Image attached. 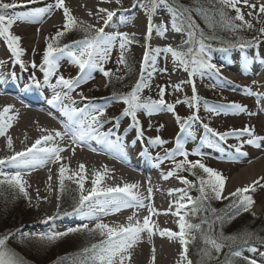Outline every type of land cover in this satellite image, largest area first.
<instances>
[{
	"label": "snow or ice",
	"instance_id": "6c2138e0",
	"mask_svg": "<svg viewBox=\"0 0 264 264\" xmlns=\"http://www.w3.org/2000/svg\"><path fill=\"white\" fill-rule=\"evenodd\" d=\"M28 3H36L37 0H27ZM120 3V0H116ZM140 6L148 13V32L151 34L153 28L156 29L157 33L163 36L167 31V26L164 22L159 25L152 23V17L156 14L157 9L161 6L167 8L171 15V28L177 33H185L186 39L182 40L181 45L173 47L167 45L163 48H156L154 50L146 51L144 64L147 65L149 61L155 65V55L151 52L159 54L161 52L168 54L170 53L174 61L178 62L185 71L189 72L190 76H196L199 74L201 77L206 71L220 72V68L211 62V57L207 55V49L209 45L207 41L218 39L215 35L216 29L219 27L222 30H229L236 32L242 28L252 29L253 24L250 20L245 19V15L241 12V8L238 4L242 2L243 5L247 6L250 11L247 13L248 16L258 18L260 14H264V3H259L258 12L252 11L257 9V4L250 3L249 0H208L210 7H205L200 3V0H195L193 7L180 5L177 0H147V2H141ZM15 2L5 3L4 0H0V37H3L7 41L9 49L12 51L17 63L23 66L24 62L21 59L23 49L20 47V38L11 33L10 29L17 20H31L33 22L39 21L47 13H50L53 8L63 9L65 16L64 27L61 31H58L56 35L50 38L47 43L46 49L43 53L42 62L40 64V71L43 72V83L35 78V74L30 78L37 88H41L44 85L53 89V96L48 100L50 105L56 106L62 116L65 118L62 123L64 124L65 132L55 131V134L49 133L42 135L35 141L30 147L23 151L15 152L13 155L0 158V168L10 166L16 169L33 168L37 165H44L48 162H58L62 159L61 152L63 148L55 144L56 137L63 138L65 135H70L74 144H83L89 139H93L98 143L105 146L108 152L119 153L122 151V144L119 137L116 140L111 139V130L109 132H101L99 129L101 125V117L106 114V109L97 108L91 101L84 105V107H76V101L72 99L70 93L77 89L80 84L86 83L87 80L92 79V73L94 70L99 69L101 73L109 78L111 82L113 73L110 69L104 68V63L110 58V52L115 42L119 40V47L121 49V56L119 63L126 64L124 58V50L126 45L130 43V36L128 33L116 32L113 34L106 33L103 27L96 28L94 25H87L83 21L77 20L72 14L68 7L65 5V0H55L54 5H48L46 8L34 9L32 12L27 13H13L8 14L7 10L15 9L19 7ZM227 9H233L235 16L229 15ZM100 12L106 13L105 24L112 20L115 15V11H109L108 9L101 8ZM193 13L200 16L207 28L211 30V34H208L204 29L200 28V25L196 23ZM91 14V13H90ZM217 16L219 19H217ZM239 21L240 23H237ZM75 28H79L85 32L83 39L74 41L72 44H66L62 47L59 45V39L68 31ZM259 32L264 35V27L259 29ZM257 42V37H253L251 40H243L231 45L233 47H239L241 49L252 46ZM67 57L70 62L77 65L80 70V74L77 78H65L62 74H57L59 69V62L62 58ZM32 67L35 68L36 64L33 61ZM13 78H15L14 74ZM55 77V84L51 83L52 78ZM116 79H122V77H116ZM193 83V100L195 104L190 102V107L199 109V97L195 95V81ZM146 86L143 75L138 80L132 90L128 93L115 94L116 98L122 101L126 107L123 110L122 115L130 116L134 125L138 127V133L142 135V129H139V121L137 118V111L144 109L149 113L158 111L167 107L169 111H174V105L167 104L163 99L164 89L160 90L159 100H142L140 96L141 90ZM26 87H28L26 85ZM61 89V90H57ZM249 94H253L251 89H246ZM259 95L258 93H256ZM82 100H87V97L83 96V93H79ZM65 100L70 101L69 104L64 103ZM13 106H5L0 111V136H4L8 128L11 127V121L15 118L14 115H6L10 112ZM206 111L214 114H220L221 112H240L244 111V106L235 102L228 105H214L209 106L205 101ZM119 118H117L118 121ZM177 122L182 131L190 132L192 122L199 120L198 115H192L186 119H181L179 115L176 116ZM203 128L219 137L220 140H225L228 136H239L247 134L250 139L245 141L248 144L259 146V142L264 140V137L256 136L254 131L250 127H245L242 130H232L229 132L220 133L215 129H212L209 124L203 123ZM47 131V130H45ZM151 143L163 145L166 143L160 136L154 139L150 138ZM45 146H41V145ZM7 146L12 148V138L9 136L7 139ZM75 149H73V152ZM235 152L240 155H246L241 151L240 146H235ZM193 154L203 155L202 153L195 152ZM189 153L184 149V144L180 139H177L176 148L168 151L165 154L164 159H172L175 163V170H181L188 168V170L202 169L204 173H207V179L199 177L200 184L198 191L200 196L193 199L188 196L187 189H170L169 192L182 193L180 200L175 201L176 212L175 215L179 216L178 225L179 231H171L169 229L160 230V235H167L170 238H178L181 245L182 251L181 264H213L218 261L219 257L224 248H228V253L225 254L223 264H236V261L243 260L246 264H257V261L244 257L238 250H233L234 245H253L254 243L264 244V237L257 235L251 231H244L242 233L225 236L223 233V224L225 217L215 215L216 210L211 209L215 215V219L211 222L202 220L201 223H192L191 216H196L200 210V206L208 201L210 198L217 200L226 199L227 197L222 196V191L226 184V177L222 173L205 166L199 160L189 161ZM176 156H183L184 159L175 161ZM159 159V158H158ZM158 166V165H157ZM84 165H80V172H74L66 175L69 171L68 167L64 164H60L59 167V185L61 192L65 189V180L73 181L79 186L80 194L77 200L74 202V206L71 212H64L63 215H77L81 219L88 222L96 221L92 228H89L88 223H83L77 227H70L64 232H51L47 235H41V240L53 241L62 236L68 235L74 232L88 231L89 233L98 232L103 239L91 247H86L73 259L72 264H130L131 250L133 246L141 239V234L147 231L149 237L153 234L155 222L151 221V216L154 214V209L151 204L145 205V199H151L152 188L147 189L148 196L143 197L138 192L133 191L137 188L135 184H125L123 187H108L102 188L99 185L103 180V175L97 171L95 172V178L93 179V188L84 194V177L80 175L84 171ZM175 171H169L163 178L168 179L173 176ZM196 173L193 172V175ZM0 186L7 185L11 189L17 190L19 194L24 197H28L26 182L23 180L21 172L16 171L14 174L9 175L7 173L0 172ZM79 176V179L76 177ZM182 183L188 186V189L196 187V185L184 177H178ZM51 179V177H49ZM264 177L259 178L257 181H253L251 185L237 188L234 192L229 193V196L233 198L230 208H236L235 215L240 214L242 209L245 212L251 210L253 200L247 193L249 189H252L255 185L259 184ZM187 196L186 203L181 202ZM188 205H192L189 211H185L181 215V209H185ZM147 206L149 215L143 218V222L135 220V213L129 216L127 224H118L115 226L104 223L101 220V216H107L111 213H118L121 209L139 207L144 208ZM59 211L57 216H59ZM253 215H255L253 213ZM188 217V219H186ZM56 217H46L45 223L48 220H54ZM234 216L227 217V219H233ZM219 222L221 230L217 233L214 231V226ZM207 224L208 227L205 229L203 225ZM197 233L199 238L203 241V247L198 250L200 259L193 261L189 256V249L197 239ZM12 235L9 233L4 236H0V264H24L21 257L10 249L7 245V240ZM254 251L255 248L253 247ZM153 264L155 261V250L153 249L152 255Z\"/></svg>",
	"mask_w": 264,
	"mask_h": 264
},
{
	"label": "rangeland",
	"instance_id": "374dc122",
	"mask_svg": "<svg viewBox=\"0 0 264 264\" xmlns=\"http://www.w3.org/2000/svg\"><path fill=\"white\" fill-rule=\"evenodd\" d=\"M141 2L146 3L147 0H141ZM6 3L12 2L6 1ZM177 3L193 7L195 0H177ZM200 3L205 7H210L208 0H200ZM54 4L55 0H44L31 7H17L15 9L7 10V12L10 15L13 13H27L32 12L34 9L46 8L48 5ZM163 8L165 9L164 11H166L165 17L157 16L156 18H162L160 22H164L166 26L171 28V15L167 8ZM227 11L229 12V15L235 16V11L233 9H227ZM241 12L245 15L246 20L252 22L253 28L248 29L245 27L236 32H232L229 30H222L218 27L215 32L218 39L211 41L218 47L215 49H207V55L211 57V62L220 68L219 73H216L215 71H206L203 77L199 74L193 77L190 76L189 72L185 71L178 62L174 61L170 53L165 54L161 52L155 54L154 52H151L152 55H155V65L153 67L151 61H149L147 65L155 70V74L144 76L143 74L146 65L144 64V59H142V56L139 55L138 52L149 51L147 48L151 47L150 40L148 39L147 42H145V40L142 39L143 36L141 34H131L129 30L107 27L105 29L106 33L113 34L121 32L136 35L140 37V39L137 40L140 43L130 39L131 42L126 45V49L123 53L126 64H121L118 62L121 56V49L119 47V40H117L111 49L110 58L103 65L106 70L110 69L113 73L111 82H109L108 77H105L101 71L97 69L93 71L92 79L87 80L86 83L82 82L80 86L74 90L77 91L78 94L82 92L83 96L87 97V100L96 96L99 98L102 95L114 96L103 101H91L97 106V108L106 109V114L101 117L102 126L99 130L103 127L105 131L111 130V132L119 133L114 136L119 137L120 135L125 141L130 143L136 136H141L140 139H143L147 142V146L149 145L151 147L150 149L153 152L154 160L163 161V169H167V171H175L173 177L174 181L180 182L184 186L183 189L188 190V196H191L193 199L200 196V192L198 191L200 184L199 177H203L206 180L208 174L204 173L203 170L198 167L191 171L188 170L187 167L181 170H175L174 161L172 159H164L165 154L168 151L176 148L177 139L181 140L184 144V149L189 153L187 157L189 161L199 160L205 164V166L222 173L223 176L226 177V182L231 175L238 172L241 167L247 166L251 161L254 162L257 157L264 153L261 152L259 155L255 154L258 152L260 145L264 144V140L259 142V146L248 144L245 141L250 139V137L247 134H242L239 136H228L222 141L219 137L207 132L202 126L203 123H207L212 129H215L220 133L232 130H242L247 126L253 129L256 136L264 137V79H258L261 76V73H264V35L259 32V29L264 27V14H260L258 18H253L248 17L246 12L244 13L243 8H241ZM255 12L256 11H254V13ZM50 13L55 14L60 21L64 16L63 9L59 8H53ZM71 14L77 18V20L83 21L87 25H91L89 22H86V20L76 16L72 11ZM193 16L200 18L199 21L196 20V23H198L200 28L204 29L206 33L211 34V30L207 28L204 20L195 13H193ZM217 19H219L218 16ZM29 22L33 21L24 20L21 22H15L11 28L31 25ZM237 23L240 22L237 21ZM63 27L64 26L62 25L58 30L52 31L45 39L43 34L36 35L34 41H28L26 38V36H33L31 31H29V34H25L26 36L21 32L22 35L20 36L21 39H23L21 40L23 43L19 41V44H23L27 49L33 48L28 53L21 55L24 66L26 65V72L24 71L25 75H20L21 78L17 79L18 83L23 79L26 80V78H31L33 74H35L41 83H43V72L40 71L39 67L42 62L43 53L50 38L54 37L58 31L63 29ZM96 28H98V26ZM171 30L176 33L178 37L172 40L168 45H172L175 48L177 45H181L182 40L187 37L185 33H177L172 28ZM71 32L81 35L78 38H84L85 36V32L79 28L68 31L58 41L61 47L65 45L63 42H65V39L71 35ZM20 36L18 35L19 38ZM253 37H257L259 43L253 44V47L249 48L248 52L245 50L244 52L240 51V53L238 50L231 48V45L240 42L241 38L246 41L251 40ZM68 39L67 41H69ZM206 43L211 44L210 41H207ZM165 46H167V43L163 46L159 45L158 47L163 48ZM156 48H153L152 50ZM3 52H7V50L1 48L0 54H3ZM8 58L9 60L6 64L4 59H1L0 66L5 65L6 68L10 69L13 64H16L14 63L16 60L13 53ZM33 61L36 64L35 68L32 67ZM225 65L234 66V72L227 71V68L224 67ZM255 65L259 66L258 69L254 67ZM229 73H232V75ZM57 74H62L65 78H77L80 74V70L77 65L70 62L67 57H64L59 62ZM142 75L146 82V86L140 92L141 99L159 100L161 98L160 90L163 88L165 93L163 99L166 101V105H174V111H169L167 107L151 113L144 109L138 110L137 118L139 121V129H142L141 135L138 133V127L134 125L131 117L122 115L126 105L118 100L114 93L123 94L130 92ZM116 77H122V79H116ZM193 80L195 81V94L200 98L198 111L196 108L190 107V102L192 104L196 103V101L192 99L194 95ZM256 80H259V82ZM55 82V77H53L51 83L55 84ZM43 89L51 95L54 94L53 89L47 85H44ZM246 89H251L253 94H249ZM70 95L72 99L77 102L76 105L78 104L81 106V104L78 103L79 97L77 94L72 91ZM205 101L209 106L228 105L235 102L244 106L245 110L240 112H221L217 115L206 111ZM64 103L69 104L70 101L65 100ZM85 104L86 103L84 102L82 107H84ZM194 114L199 116V120L192 122L190 132L179 131L181 128L177 122L176 116L179 115L181 119H186ZM117 118H119L118 121ZM157 136H160L166 141V143L163 145L151 143L150 138L154 139ZM136 141L138 144L140 143V140ZM235 146H240L241 151L246 153V155L236 153ZM195 152L202 153L203 155L193 154ZM182 159H184L183 156L175 157V161ZM193 172L196 174L193 175ZM258 172V170H255L254 175ZM178 177L188 179L193 182L196 187L188 189V186L183 184ZM0 179H3V177H0ZM241 179H244L243 176H241ZM245 186L247 185H244L243 187ZM193 189L195 191H193ZM27 191L29 196L26 198L22 194H19L17 190L11 189L7 185L0 186V236L12 233L6 243L10 249L14 250V252L23 259L24 264H35L30 261V258L37 256H42L41 258L44 261L43 264H72L73 259L77 257L84 248L91 247V245L96 244L103 239L98 232L89 233L88 231H81L70 233L50 242L47 240H41V235H47L51 232H64L66 229L77 227L79 224L77 222L68 223L64 221L63 217L57 220L59 223L58 231H53V229L46 224L41 228L39 223L40 216L37 211L38 203H33L31 201V190L28 186ZM78 194H80L79 186L69 180H65V189L61 192L58 179V193L53 211L57 213L62 209L64 210V208L68 209L72 207ZM247 195H249L254 202L249 212L252 214L254 213L255 215L253 216H263L264 204L260 206L258 204L264 200V180H261L259 184L255 185L252 189H249ZM222 196L230 197L229 194L224 193V189L222 191ZM215 200L217 199L210 198L205 202L213 206ZM186 201L187 196L184 198V203H186ZM191 207L192 205H188L185 209H181L182 215L185 211H189ZM199 218L200 217H198L197 214L196 216H191L190 219L197 220ZM186 219H188V217H186ZM203 227L205 228L204 225ZM194 234L197 235V239L194 244L190 246L189 254L193 253L194 250L195 252L197 251L194 253V259L195 261H198L200 259L198 250L203 247V241L199 238L197 233ZM244 253L248 255V257L250 256V259L257 261V264H264L263 244L255 247L254 251L252 249H247ZM71 254H74V256L69 258ZM132 254L133 252L131 251V256ZM126 264H128V262H126ZM130 264H135L134 255L131 257Z\"/></svg>",
	"mask_w": 264,
	"mask_h": 264
},
{
	"label": "bare ground",
	"instance_id": "6f19581e",
	"mask_svg": "<svg viewBox=\"0 0 264 264\" xmlns=\"http://www.w3.org/2000/svg\"><path fill=\"white\" fill-rule=\"evenodd\" d=\"M6 1L15 2L18 5H22L23 8H27L44 0H37L36 3H28L27 0H4L5 3ZM249 2L257 4V9L254 11L258 12L259 3H264V0H249ZM65 5L76 16L86 20V22L95 27H103L104 30L107 27L125 29L129 30L131 34H141L146 42L148 39L150 40L151 47L147 48L149 51L159 45L163 46L166 43L168 45L178 37L168 26L163 36L158 34L155 28L149 34L148 13L140 6L137 0H120V3H117L116 0H65ZM238 7L243 8L246 15L250 11L242 2L238 4ZM101 8L115 11L112 20L107 24L104 22L106 13L100 12L99 9ZM164 10L161 6L157 9L156 14L153 15L152 23L154 25L161 23L162 18L157 19L156 17H165L166 11ZM64 22L65 16L60 21L55 14L48 13L39 21L29 22L31 25L18 26V28H11L10 31L15 36H20L22 33L26 36L25 34H29V31H31L33 36H26V38L28 41H34L35 36L40 34H43L45 39L52 31L59 29ZM21 40L23 39L20 36ZM21 42L23 43V41ZM20 47L24 50L22 54L28 53L33 48L27 49L23 44ZM138 54L144 59L145 51H139ZM224 67L227 68V71L234 72V66L225 65ZM254 67L258 69L259 66L255 65ZM153 74H155V70L146 65L143 75L149 76ZM229 74L232 75V73ZM258 79H264V73H261ZM259 80L256 81L259 82ZM36 92L32 89V86H25L23 88L21 84L13 82L9 76L0 75V111L5 106L11 105L13 107L6 115H14L15 117L11 121V127L7 129L6 134L0 136V158H5L13 155L15 152L25 150L42 135L49 133L54 135L57 130L65 132L64 124L62 123L65 118L62 116L60 110L53 105L44 103L41 99L42 95L40 94V96ZM111 133V139L116 140L117 136L114 135L117 133ZM9 136L12 138V148L7 146ZM55 144L64 149L60 154L62 159L58 162H48L44 165H37L26 169H16L10 166L0 168V172L9 175L14 174L16 171L21 172L23 180L31 190V201L38 203L37 211L40 216L39 223L41 228L46 224L53 231H58L59 223L57 221L48 220L46 223L44 221L46 217H54L56 214L53 208L56 205L58 193L60 164L68 167L69 171L66 175L80 172V165L83 164L85 166L84 171L80 175L84 177V194H87L93 188L92 181L97 171L103 175V180L99 185L102 188L123 187L125 184H135L137 188L133 189V191L138 192L143 197H147V189L149 187L152 188V197L151 199H145V205H152L154 214L151 216V221L155 222L156 227H154L151 237L145 231L141 234V239L133 246L131 251L133 252L132 256L134 255V263L153 264L152 255L154 249V264H181L180 253L182 245L179 239L170 238L167 235L161 236L160 230L179 231V216L175 215L176 204L174 202L180 200L182 193H170L169 190L183 189L184 186L180 182L174 181L173 177L175 174L168 179L163 178L169 172L167 169H163V162L147 164L141 159L131 158L128 150H122L119 152L120 154L108 152L104 145L93 139H89L83 144H74L70 135H65L63 138L56 137ZM41 146L45 145L42 144ZM73 149H75L74 152ZM258 149V152L255 153L256 155L264 152V144H261ZM255 170L259 171L256 175H254ZM241 176H243V180ZM262 177H264V153L257 157L254 162L251 161L247 166L241 167L238 172L231 175L225 184L224 193L229 194L236 188L251 184ZM79 178V176L76 177V179ZM71 182L76 184L75 180ZM181 202H184V200ZM262 204H264V200L258 205ZM134 213V222L135 220L143 222V218L149 215L147 206L144 208L131 207L121 209L118 213L101 216V220L112 226L127 224V218ZM64 221L77 222L79 225L88 223L89 228H92L96 223V221L88 222L83 220L77 215L65 217Z\"/></svg>",
	"mask_w": 264,
	"mask_h": 264
},
{
	"label": "trees",
	"instance_id": "16d2710c",
	"mask_svg": "<svg viewBox=\"0 0 264 264\" xmlns=\"http://www.w3.org/2000/svg\"><path fill=\"white\" fill-rule=\"evenodd\" d=\"M194 18L197 21H199V19H200V18H197V16H195ZM80 36L81 35H79L77 33L75 34L74 32H71V35L68 37L70 39H68V38L67 39L70 41L73 39H77ZM71 38H73V39H71ZM67 39H65V40L67 41ZM109 90H111V89H109ZM193 191H195V190L193 189ZM232 201H233L232 197H227L226 199H222L220 201L215 200L213 202V206H211L205 202L204 204H202L200 206V210L198 212V217H200V218L197 219L198 221L197 220H191V222L192 223H198V222L201 223V221L205 220V219L207 221L211 222L212 220L215 219V215H219V216L225 217V221H224L223 229H222L225 236L242 233L244 231H251V232L256 233L259 236L264 237V215L263 216H253V214L251 212H249V211L245 212L242 209L240 210L239 215H235L236 208H230L229 207V205L232 204ZM211 209L216 210L215 215L212 213ZM231 216H234L235 218L227 219V217H231ZM204 226H205V228L208 227L207 224H205ZM220 230H221V226H220L219 222H217L216 225L214 226V231H216L218 233ZM256 245H260V244L254 243L251 246H256ZM243 246H246V245H243V244L234 245L233 250H238V249L242 248ZM228 251H229V249L227 247L224 248L222 250L220 257H219V260L213 262V264H223L225 254L228 253ZM196 252L194 250L193 253L189 254L190 258L193 261H195V259H194L195 254L194 253H196ZM73 256H74V254H71V256L69 258H71ZM41 257L42 256L31 257L30 261L35 263V264H38L40 262H41L40 264H43L44 261ZM236 264H246V262L243 260H238V261H236Z\"/></svg>",
	"mask_w": 264,
	"mask_h": 264
}]
</instances>
